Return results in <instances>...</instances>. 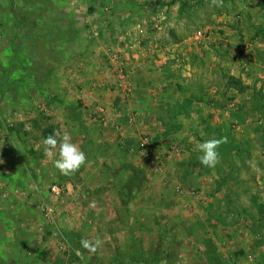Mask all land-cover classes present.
Listing matches in <instances>:
<instances>
[{
	"label": "rangeland",
	"instance_id": "rangeland-1",
	"mask_svg": "<svg viewBox=\"0 0 264 264\" xmlns=\"http://www.w3.org/2000/svg\"><path fill=\"white\" fill-rule=\"evenodd\" d=\"M150 1L0 0V264H264V0Z\"/></svg>",
	"mask_w": 264,
	"mask_h": 264
},
{
	"label": "clouds",
	"instance_id": "clouds-1",
	"mask_svg": "<svg viewBox=\"0 0 264 264\" xmlns=\"http://www.w3.org/2000/svg\"><path fill=\"white\" fill-rule=\"evenodd\" d=\"M224 142H226V138L208 139L199 143L197 150L200 153L198 156L200 164L208 168H214L219 160V146ZM43 143L46 146L44 149L45 156L52 159L53 166L59 170L61 175H72L86 163L85 152L79 144L72 142V138L67 132L61 135L60 131L57 130L47 136ZM80 243L83 248L95 252L100 241L85 238Z\"/></svg>",
	"mask_w": 264,
	"mask_h": 264
},
{
	"label": "built area",
	"instance_id": "built-area-1",
	"mask_svg": "<svg viewBox=\"0 0 264 264\" xmlns=\"http://www.w3.org/2000/svg\"><path fill=\"white\" fill-rule=\"evenodd\" d=\"M118 80H119V86L120 88L122 87V89L124 91L129 89V84L126 80V75L123 72H119L118 74ZM92 112H95L100 119L103 120V117L105 115L104 109L102 107H96L94 109L91 110ZM133 116L132 114H129L128 117L126 118V120H128L129 122L132 120ZM121 127V123L120 122H116L114 124V128L116 129H120ZM128 149L130 151H138L141 152L143 154H150L152 148H151V142L148 136H139L136 139V142L134 144H129L128 145ZM50 191L52 194L58 195L61 191V187L58 184H52L50 186Z\"/></svg>",
	"mask_w": 264,
	"mask_h": 264
},
{
	"label": "trees",
	"instance_id": "trees-1",
	"mask_svg": "<svg viewBox=\"0 0 264 264\" xmlns=\"http://www.w3.org/2000/svg\"><path fill=\"white\" fill-rule=\"evenodd\" d=\"M145 5L151 12H155L163 6V0H153L147 2Z\"/></svg>",
	"mask_w": 264,
	"mask_h": 264
},
{
	"label": "crops",
	"instance_id": "crops-1",
	"mask_svg": "<svg viewBox=\"0 0 264 264\" xmlns=\"http://www.w3.org/2000/svg\"><path fill=\"white\" fill-rule=\"evenodd\" d=\"M148 10V9H147ZM157 96V95H156ZM130 111H132V110H130ZM134 111V110H133ZM131 114H132V112H131Z\"/></svg>",
	"mask_w": 264,
	"mask_h": 264
}]
</instances>
